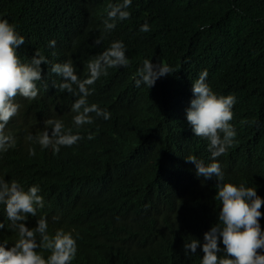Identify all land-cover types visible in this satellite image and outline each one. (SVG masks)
Here are the masks:
<instances>
[{
	"label": "clouds",
	"instance_id": "clouds-1",
	"mask_svg": "<svg viewBox=\"0 0 264 264\" xmlns=\"http://www.w3.org/2000/svg\"><path fill=\"white\" fill-rule=\"evenodd\" d=\"M131 4L122 0L108 5L105 34L130 17L126 9ZM67 10L68 4L60 9ZM140 31L148 32L150 26L145 23ZM21 33L0 19V264H128L115 254L121 246L123 252L132 249L127 259L140 253L147 257L132 264H153L148 254L163 249L181 253L162 264H264V198L256 188L225 176L224 160L238 149L237 127L231 124L234 95H217L204 71L193 82L189 109L183 110L188 133L162 143L164 171L193 181L212 213L196 233L176 234L159 221L160 211L144 194L113 188L97 192L93 185L101 173L93 169L84 143L94 139L93 113L102 123L111 114L88 97L109 69L129 66L124 43L111 42L86 68L77 69L71 61L51 63L40 50L32 58L18 53L25 44ZM104 38L102 34L94 44ZM65 42L69 46L68 38ZM55 44L52 40L48 46ZM172 73L168 64L144 59L133 79L136 87L151 89ZM54 91L67 95L69 117L38 113L35 122L27 121L24 108L39 106ZM107 191L115 196L102 207L100 197ZM116 192L129 204L119 206ZM149 219L161 223L157 231ZM123 235L134 240L125 245ZM171 241L178 244L170 246Z\"/></svg>",
	"mask_w": 264,
	"mask_h": 264
},
{
	"label": "trees",
	"instance_id": "trees-1",
	"mask_svg": "<svg viewBox=\"0 0 264 264\" xmlns=\"http://www.w3.org/2000/svg\"><path fill=\"white\" fill-rule=\"evenodd\" d=\"M121 2L0 0V19H7L22 32L25 44L18 53L32 58L40 50L51 63L71 61L77 69L86 68L87 62L111 42L124 43L129 66L109 69L88 97L111 114L102 123L93 113L94 139L84 143L93 169L101 173L93 185L97 192L113 188L144 194L160 211L159 221L174 233H196L210 218L211 209L193 181L164 171L162 143L188 133L183 110L189 109L194 98L193 82L207 71L205 82L217 95L236 98L231 124L237 127L238 149L224 160L225 176L256 188L264 198V0H132L126 9L130 17L118 21L116 28L105 34L108 5ZM65 4L69 10L60 11ZM145 23L150 31L141 32ZM102 34L103 42L95 45ZM52 40L56 41L54 48L48 46ZM144 59L166 63L175 73L161 77L151 89L145 85L138 88L133 76ZM65 98L66 94L47 92L39 106L24 108L25 118L35 122L38 113L68 118ZM201 156H205L204 151ZM117 192L118 205H128ZM114 196V192H105L100 197L101 206ZM103 221L115 223L110 218ZM159 221L154 225L149 219L147 223L157 231ZM260 224L264 229V217ZM106 228L116 234V229ZM123 238L125 245L134 240L126 235ZM131 251L123 252L121 246L115 254L128 264L146 261L141 253L127 259ZM174 253L181 250L155 251L148 254V260L162 264ZM184 264L193 262L185 260Z\"/></svg>",
	"mask_w": 264,
	"mask_h": 264
},
{
	"label": "bare ground",
	"instance_id": "bare-ground-1",
	"mask_svg": "<svg viewBox=\"0 0 264 264\" xmlns=\"http://www.w3.org/2000/svg\"><path fill=\"white\" fill-rule=\"evenodd\" d=\"M182 121H183V119H182Z\"/></svg>",
	"mask_w": 264,
	"mask_h": 264
}]
</instances>
